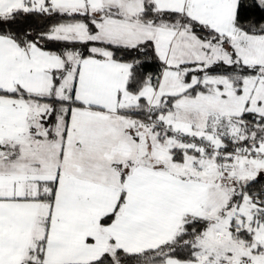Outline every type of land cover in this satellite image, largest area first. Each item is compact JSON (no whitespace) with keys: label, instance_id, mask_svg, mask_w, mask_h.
I'll use <instances>...</instances> for the list:
<instances>
[{"label":"snow or ice","instance_id":"obj_1","mask_svg":"<svg viewBox=\"0 0 264 264\" xmlns=\"http://www.w3.org/2000/svg\"><path fill=\"white\" fill-rule=\"evenodd\" d=\"M0 264H264V0H0Z\"/></svg>","mask_w":264,"mask_h":264}]
</instances>
